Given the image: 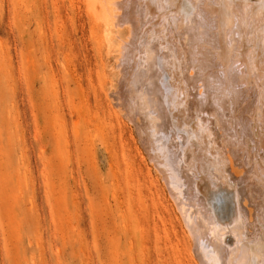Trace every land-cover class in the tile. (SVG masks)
<instances>
[{"label": "rangeland", "instance_id": "obj_1", "mask_svg": "<svg viewBox=\"0 0 264 264\" xmlns=\"http://www.w3.org/2000/svg\"><path fill=\"white\" fill-rule=\"evenodd\" d=\"M93 12L82 0H0V264H193L112 94L115 46Z\"/></svg>", "mask_w": 264, "mask_h": 264}, {"label": "bare ground", "instance_id": "obj_2", "mask_svg": "<svg viewBox=\"0 0 264 264\" xmlns=\"http://www.w3.org/2000/svg\"><path fill=\"white\" fill-rule=\"evenodd\" d=\"M82 1L102 11L93 17L115 46L112 94L177 214L188 258L264 264V0ZM161 239L179 256L176 240Z\"/></svg>", "mask_w": 264, "mask_h": 264}]
</instances>
